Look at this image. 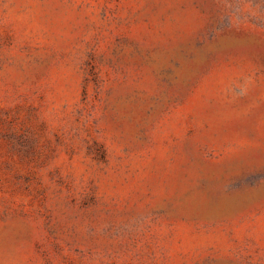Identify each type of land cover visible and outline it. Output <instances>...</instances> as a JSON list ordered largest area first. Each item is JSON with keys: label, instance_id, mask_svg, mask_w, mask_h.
I'll list each match as a JSON object with an SVG mask.
<instances>
[{"label": "rangeland", "instance_id": "obj_1", "mask_svg": "<svg viewBox=\"0 0 264 264\" xmlns=\"http://www.w3.org/2000/svg\"><path fill=\"white\" fill-rule=\"evenodd\" d=\"M0 264H264V0H0Z\"/></svg>", "mask_w": 264, "mask_h": 264}]
</instances>
